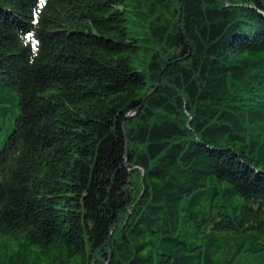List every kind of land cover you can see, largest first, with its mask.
<instances>
[{
  "label": "trees",
  "instance_id": "trees-1",
  "mask_svg": "<svg viewBox=\"0 0 264 264\" xmlns=\"http://www.w3.org/2000/svg\"><path fill=\"white\" fill-rule=\"evenodd\" d=\"M0 264H264V0H0Z\"/></svg>",
  "mask_w": 264,
  "mask_h": 264
}]
</instances>
